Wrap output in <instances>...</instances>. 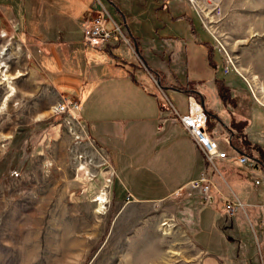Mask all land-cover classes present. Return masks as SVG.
Masks as SVG:
<instances>
[{
	"label": "rangeland",
	"instance_id": "obj_1",
	"mask_svg": "<svg viewBox=\"0 0 264 264\" xmlns=\"http://www.w3.org/2000/svg\"><path fill=\"white\" fill-rule=\"evenodd\" d=\"M86 1L95 3L86 17L103 6L118 21L111 6ZM185 1L190 21H167L161 28L176 38L150 36L146 28L151 23L139 18L131 27L140 35L139 54L129 37L127 46L117 33L109 39L115 43L110 51L138 60L144 75L159 87L158 99L180 112L185 92L173 87L197 86L209 107L220 99L210 80L225 76L232 83L234 109L248 118L246 134L264 144V0ZM23 5L22 0H0V264H194L195 246L182 231L179 210L193 195L207 200L198 188L186 185L146 206L110 202L112 171L105 156L75 113L54 112L59 95L38 86L29 69L30 54L18 23ZM224 65L228 71L223 72ZM145 68L157 69L167 86L161 88L154 73L152 81ZM238 125L215 127L212 136L218 133L222 148L229 150L227 136ZM263 171L245 166L246 180L236 187L214 172L208 190L213 200L205 204L222 208L224 197L233 196L229 187L239 191L240 200L247 198L250 207L238 230L251 249L249 264H264ZM255 179L259 182L251 188ZM100 192L106 200L98 211Z\"/></svg>",
	"mask_w": 264,
	"mask_h": 264
},
{
	"label": "crops",
	"instance_id": "obj_2",
	"mask_svg": "<svg viewBox=\"0 0 264 264\" xmlns=\"http://www.w3.org/2000/svg\"><path fill=\"white\" fill-rule=\"evenodd\" d=\"M22 3L23 18L18 23L30 54L29 69L38 77V86L54 89L59 95L58 101L69 97L79 102L75 116L112 171L107 193L110 202L142 205L169 198L201 171L210 183L216 172V176L231 181L235 187L243 184L245 166L229 161L234 160L233 154L238 150L222 148L218 133L215 137L219 147L228 156L207 163L188 132L176 120L168 118L161 128L156 126L163 111L159 106L158 86L144 75L140 62L141 66L132 58L112 53L110 49L115 43L105 42L93 47L85 44L80 35H74L78 32L76 26L81 29V18L94 11L95 3L86 0H22ZM205 46L212 50L211 45ZM145 69L153 81L154 72ZM233 70L242 80L239 71ZM210 81L218 90L219 108L217 102H213V106L205 105L207 97L197 86L179 85L186 86L185 95L193 94L202 103L206 124L214 125L207 128L208 133L212 135L215 127H234L238 121H245L247 139L260 144L246 134L248 118L234 109L236 100L230 93V80L218 75ZM256 184L251 182V188ZM229 189L233 196L224 199L235 198L243 203L234 213L227 214L223 204L217 211L206 206L213 200L212 196L209 201L200 202L194 195L179 210L184 224L182 231L195 246L194 264L250 263L251 249L244 244L243 237L239 236L242 232L238 230L250 203L247 198L240 200L239 191ZM195 205H198L197 212Z\"/></svg>",
	"mask_w": 264,
	"mask_h": 264
},
{
	"label": "built area",
	"instance_id": "obj_3",
	"mask_svg": "<svg viewBox=\"0 0 264 264\" xmlns=\"http://www.w3.org/2000/svg\"><path fill=\"white\" fill-rule=\"evenodd\" d=\"M105 16H107V18ZM80 24L82 41L89 46L100 47L103 43L109 42V39H111L115 33H117V36L119 35L123 43L130 46L128 36L125 32L121 31V25L108 16L103 6L97 9L94 16H84L81 18ZM223 69L225 71L227 70L225 65ZM185 97L186 106L184 111L180 112L172 103H166V107L162 108V115L156 126L161 128L162 123L168 118L176 120L178 124L182 125L188 132L187 134L193 140V143L197 145L196 147L201 151L204 161L211 163L215 158H226L228 156L227 152L222 148L220 149L218 140L208 133L206 124L207 116L202 107L203 105L193 94H186ZM78 107L79 102L76 99L62 97L61 100L54 105V112H65L71 116L76 113ZM233 158L234 161L248 168L258 166V163L252 157L247 156L243 151L235 152ZM256 183H258V179L254 180V184ZM188 185L198 188L204 200H210V195L208 194L210 179L207 178L204 171H201L195 179L190 180ZM222 204L228 214L234 213L237 211V208L243 206V203L235 198H226L223 200Z\"/></svg>",
	"mask_w": 264,
	"mask_h": 264
},
{
	"label": "trees",
	"instance_id": "obj_4",
	"mask_svg": "<svg viewBox=\"0 0 264 264\" xmlns=\"http://www.w3.org/2000/svg\"><path fill=\"white\" fill-rule=\"evenodd\" d=\"M100 2L104 6L109 5L112 7L114 15L118 21L115 19L114 20L117 23L123 25L125 32H127V36L130 38L131 44L135 46L136 52L138 54L139 49L137 47V40H139L140 35L137 33L134 34V32L131 30V27L137 19L141 18V21H146L147 24L151 23L152 27L149 28V30L146 28L150 36H158L163 38L173 36L176 38L177 36L176 34L172 35L171 33H168L169 31L165 33L163 30H161L167 21L170 23H175L178 20L185 22L188 20L190 21V16L186 14L185 8L187 3L185 0H100ZM76 28L78 32H76L74 35H80V37H82L79 29L80 27L78 28L76 26ZM207 51H210L209 47L207 48ZM137 64L140 65L139 61ZM152 72L157 75V82L161 88L167 86L158 70H153ZM173 88L183 91L184 88L186 89V86L176 85ZM159 106L160 108L166 107L165 103L161 99H159ZM238 122L240 123L239 125L237 124L238 131L228 134V141L230 144L229 146L234 150L245 152L247 156L252 157L258 163V165L264 169V145L260 146V144L251 142L249 139H247L246 135L243 133L246 122ZM207 128H211V126L207 125Z\"/></svg>",
	"mask_w": 264,
	"mask_h": 264
},
{
	"label": "bare ground",
	"instance_id": "obj_5",
	"mask_svg": "<svg viewBox=\"0 0 264 264\" xmlns=\"http://www.w3.org/2000/svg\"><path fill=\"white\" fill-rule=\"evenodd\" d=\"M96 199L99 200V206H98V211H101V209L103 208V203L105 202L106 200V197L104 196V193L103 192H100V194L96 197Z\"/></svg>",
	"mask_w": 264,
	"mask_h": 264
}]
</instances>
